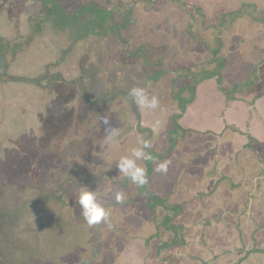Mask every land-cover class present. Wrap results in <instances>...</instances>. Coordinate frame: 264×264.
<instances>
[{
    "label": "rangeland",
    "instance_id": "rangeland-1",
    "mask_svg": "<svg viewBox=\"0 0 264 264\" xmlns=\"http://www.w3.org/2000/svg\"><path fill=\"white\" fill-rule=\"evenodd\" d=\"M56 1L74 11L80 2L89 0ZM263 1L145 0L136 10V24L125 36L131 42L130 50L135 44L149 47L147 63L127 52L124 57L130 65H117L116 59L123 53L105 43L103 48L111 49L114 60V74L105 78L107 59L100 44L94 53L82 55L84 63L79 69L73 55L72 64H65L67 77L80 76L79 89L83 90L71 88L69 83L63 88L73 100L67 106L70 118L55 117L52 93L47 97L52 103L46 102L51 111L48 116L38 117L33 109L37 101L28 96L22 104H31L32 112L23 105L21 113L17 99L32 92L9 79L28 75V63L23 65L22 57L8 58L10 65L5 72L0 70V196L7 195L14 203L29 200L26 204L30 206V200L43 201L48 193L56 200H78L82 187L95 191L97 199L103 196L98 201L110 206L108 212H116L115 223L111 219L114 230L103 222L98 230L117 236L118 252L122 251L117 263H124L122 255H126L128 244L132 264H206L212 257L221 260L218 264H238L240 259H245L243 264H264V230L254 233L252 221L264 210V155L259 153L263 148L244 135L239 140L233 129L212 133L185 127L191 131L171 133L172 118L179 111L175 95L182 86H191L204 73L216 69L213 52L223 63L221 73L231 79L240 66L252 65L251 59L260 55L251 46L264 48V24L256 11L257 7L264 9ZM39 11V3L31 0H0V37L14 39L25 34L29 18ZM135 87L143 88L149 98L155 96L159 106L154 110L138 106L129 95ZM181 95L186 99L190 93L185 90ZM100 117H108L115 129L111 141ZM43 119L48 121L43 124ZM156 121L160 124L153 127ZM141 140H150L153 145L147 150L152 156L150 172L147 161L138 162L148 176L143 187L134 185L116 167ZM164 160L171 161L167 173L156 172ZM74 167H84L90 181L75 189L67 184L62 196L64 174L72 175ZM117 192L124 194L119 204L115 201ZM158 200L165 201L163 206ZM173 205L179 207L176 214L180 218L175 220L174 229L170 226L173 230H165L166 219L172 216L168 209ZM242 211L245 221L240 225ZM75 213L81 214L79 208ZM257 223L262 226L264 220ZM224 231L229 234L227 239ZM256 244L263 249L260 254L252 252ZM66 254L73 257L68 251ZM255 256L261 261L251 263Z\"/></svg>",
    "mask_w": 264,
    "mask_h": 264
},
{
    "label": "trees",
    "instance_id": "trees-1",
    "mask_svg": "<svg viewBox=\"0 0 264 264\" xmlns=\"http://www.w3.org/2000/svg\"><path fill=\"white\" fill-rule=\"evenodd\" d=\"M31 1L39 3L40 11L35 16L29 18V30L14 39L0 37V70L5 72L10 65L8 58L12 60L16 57H22L23 65L28 63L25 68L28 75H20L9 79L12 82H18L30 87L32 92V94L17 99L19 105H21L19 107L21 113L24 111V109H21L23 105L28 108L26 110L32 112L31 104H22L25 97L28 96L32 102L37 101L36 105L33 104L35 105L33 106L34 112L38 113V117L44 118L48 116V113L51 114V111H48L46 102L48 101L49 103L54 98L56 101L55 108L53 109L55 117L58 120L66 116L70 118L71 111L67 106H70L73 100L70 98L69 93H64L65 89L63 90V88L68 86L69 83L71 88L79 89L81 79L80 76L77 78H68L65 64L71 65V57L74 55L77 57L75 64H77L79 69L84 63L82 55L87 52L94 53L96 46L99 44L102 46L103 52L106 53L104 58L107 59L106 71L108 72H103L107 74L105 78L109 77V74H114L111 72V65L114 64L112 52L111 49L107 50L103 48L105 43L110 42L114 49L123 53L119 59H116L117 65L120 64L122 66L125 63L130 65L131 61L128 62L124 57L127 52L130 56L141 57L142 61L144 60L147 63L146 60L150 56L148 52L149 47L142 44H135L133 49L130 50L131 42L125 36L127 31L136 24V10L145 0H89L86 3L80 2L74 11L64 9L56 0ZM29 45H32L33 48L31 46L29 51H23ZM89 46L91 50L88 49ZM104 46L106 47V45ZM35 53L36 55L38 54L35 58L30 57L34 56ZM213 55L214 61L217 64L216 69L204 73L201 80L216 76L218 89L226 95L227 99H232V95L242 88L241 85H245L246 82L233 85L231 89L224 88L221 85L220 77V70L223 63L219 59L220 56L217 57L218 53L213 52ZM69 56L70 58L67 59ZM28 58H31V60ZM26 60L31 62L29 63ZM100 75L102 76V74ZM116 75L119 76L120 73H116ZM196 84L197 81H194L191 86L188 84L182 86L175 95L177 102L182 107H184L185 103L187 104L192 101L194 86ZM82 90L79 89L81 92ZM183 90L189 91L190 97L186 99L180 97L184 92ZM48 93H52L53 97L51 99H47V97H50ZM29 98L27 99L29 100ZM145 192L148 193L147 191ZM153 199L156 200L155 197ZM151 206L153 204L150 203Z\"/></svg>",
    "mask_w": 264,
    "mask_h": 264
},
{
    "label": "flooded vegetation",
    "instance_id": "flooded-vegetation-1",
    "mask_svg": "<svg viewBox=\"0 0 264 264\" xmlns=\"http://www.w3.org/2000/svg\"><path fill=\"white\" fill-rule=\"evenodd\" d=\"M256 9V11L262 15L259 22L264 24V9H260L259 7ZM252 65L258 66L260 64H258V62H252ZM222 70L223 67L220 70L221 85L226 89H231L233 85L224 86L223 84L224 76L221 73ZM254 73H256V71L251 74ZM254 77L255 76H250L243 81L242 83L246 82V84L241 85L242 88L232 95V99H227L226 95L220 89H218V91L223 93L226 101L234 100L237 98L238 94L251 91V86L254 85ZM208 79H215L216 81V76ZM204 80L207 79L201 80V77H199L196 80L197 84L194 86V92H196V86ZM257 96L258 95H255V97ZM194 98L195 93L193 94L192 101H194ZM192 101L187 104L185 103L184 107H182L176 99L179 111H177L178 113H175L176 115L172 118L173 130L172 132L170 131L171 133L176 131L184 135L186 131H191L182 126L180 121L184 116L186 108L188 105L192 104ZM169 142L173 141L169 139ZM82 158L85 160L84 156H82ZM147 163L149 164L147 172H150L152 169L150 166L151 160L147 161ZM96 166H98V171L101 172L102 168H100L99 165ZM71 171L72 175L69 172H67V175L64 174L66 179H64V183L60 185L62 191L60 195L62 196L67 184L75 189L83 185V183L90 181L87 177L85 178L86 174L84 167L78 169L74 167L71 168ZM75 172L78 174L73 175ZM108 184H110V182ZM142 190L144 192L149 191L147 188H143ZM44 196L47 198L43 201L42 199H39L38 202L30 200L31 203L33 202L30 206L26 204V202L29 201L27 199V201L14 203L15 201L11 202L8 200L7 195L0 196V264H121L117 263V257L121 256L119 253L122 252H118L119 248L116 243L117 236L114 235L113 232L110 234L109 231L105 233L99 231L100 224L89 227L84 222L82 215H77V213H75L79 208L76 199L61 200L58 198V200H56V197L53 198L50 193ZM101 197L98 196V200H100ZM48 198L52 200L49 202L50 204L48 203ZM65 202H67V204H64ZM164 203V200H158L157 202L159 206H163ZM55 205L57 207H55ZM103 206H105L107 210L108 207H110L106 203H104ZM178 210L179 207L177 205H173L171 209H168V212L172 213V216L167 217L166 220L168 225L164 227L165 230H171L172 227L170 228V226H173L174 229V225L176 224L175 220L180 218L179 214H176ZM262 213L264 214V210L261 214ZM109 214L108 222L111 224L112 219V222L115 223L116 212L113 210ZM261 214L252 218L253 223H255V229H253V231L258 235L262 234V230H264V225L260 226V223H257L258 220H264V215ZM240 216L242 217H240L241 221L239 224L242 225L245 221L243 211L242 213L240 212ZM114 228L115 227L112 225V227L108 229L114 230ZM201 234L205 236L204 231H201ZM119 236L122 239L121 235ZM129 241H131V239H129ZM124 245H126L125 241ZM120 246H122V243L119 244V247ZM262 250L263 249H259L256 244L252 252L260 254ZM67 251L72 253L73 257L72 255L68 256L66 254ZM129 252L130 246L127 244V247H125L126 255H122L124 258L123 264H132ZM223 255L227 256V253L222 254V256ZM254 261L260 262L261 259L255 256V258L251 260V263ZM244 262L245 259H240L238 264H243ZM261 262H264L263 259Z\"/></svg>",
    "mask_w": 264,
    "mask_h": 264
},
{
    "label": "crops",
    "instance_id": "crops-1",
    "mask_svg": "<svg viewBox=\"0 0 264 264\" xmlns=\"http://www.w3.org/2000/svg\"><path fill=\"white\" fill-rule=\"evenodd\" d=\"M257 32L260 31L257 30ZM257 47V45H253L251 50L260 55L251 61L258 62L260 65H250L251 63L242 65L232 73L234 79L226 74L223 80L224 86H230L240 84L248 77L255 76L251 91L238 94L236 99L226 101L223 93L218 91L215 79L202 81L196 86L194 101L188 105L184 112L180 121L182 126L197 132L210 131L212 133L233 129L239 140L244 135V137L259 143L264 150V48L260 50L262 47H258L259 49ZM247 66L250 67L248 70ZM246 70L248 72L244 74ZM254 71L256 73L251 74ZM255 95L258 96L255 97ZM240 134L241 136H239ZM259 153L264 155V151ZM219 233L222 234V231ZM223 233L227 239L229 234L227 231ZM228 245L229 243H227ZM229 254L227 253V255ZM220 261L211 258L209 264H218ZM225 264H229L228 261Z\"/></svg>",
    "mask_w": 264,
    "mask_h": 264
},
{
    "label": "clouds",
    "instance_id": "clouds-1",
    "mask_svg": "<svg viewBox=\"0 0 264 264\" xmlns=\"http://www.w3.org/2000/svg\"><path fill=\"white\" fill-rule=\"evenodd\" d=\"M132 100L141 108L146 109H156L159 106V101L155 96L149 98L143 88L135 87L129 92ZM105 125V132L108 133V140H112V134L115 129L110 126V121L108 117L99 118ZM159 121H156L153 127H158ZM140 146L135 147L131 150L130 156H122L116 163V167L120 174L127 177L134 185L143 187L148 183V176L146 174V169L139 166L138 162L152 160L151 154L147 151L152 148V142L150 140H141L139 142ZM170 160H164L158 163L155 168L156 172L166 174L168 167L170 165ZM124 200V194L122 192H117L115 195L116 203H122ZM77 204L81 210V215L84 222L89 226H94L101 224L102 222L108 228L112 225L108 222L109 212L97 199L95 191L89 190L87 187H82L79 191Z\"/></svg>",
    "mask_w": 264,
    "mask_h": 264
}]
</instances>
